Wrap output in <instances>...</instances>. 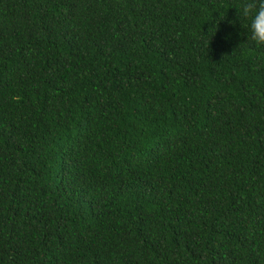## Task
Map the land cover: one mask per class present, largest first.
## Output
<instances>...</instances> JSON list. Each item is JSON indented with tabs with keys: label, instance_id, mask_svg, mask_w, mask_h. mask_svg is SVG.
Listing matches in <instances>:
<instances>
[{
	"label": "trees",
	"instance_id": "1",
	"mask_svg": "<svg viewBox=\"0 0 264 264\" xmlns=\"http://www.w3.org/2000/svg\"><path fill=\"white\" fill-rule=\"evenodd\" d=\"M242 2L0 0V264H264Z\"/></svg>",
	"mask_w": 264,
	"mask_h": 264
},
{
	"label": "clouds",
	"instance_id": "2",
	"mask_svg": "<svg viewBox=\"0 0 264 264\" xmlns=\"http://www.w3.org/2000/svg\"><path fill=\"white\" fill-rule=\"evenodd\" d=\"M236 9L239 20L250 21L248 39H251L256 46H264V0H243Z\"/></svg>",
	"mask_w": 264,
	"mask_h": 264
}]
</instances>
